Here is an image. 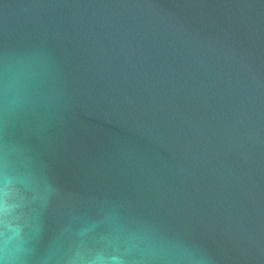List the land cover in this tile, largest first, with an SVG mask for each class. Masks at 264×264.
<instances>
[{
  "label": "water",
  "instance_id": "water-1",
  "mask_svg": "<svg viewBox=\"0 0 264 264\" xmlns=\"http://www.w3.org/2000/svg\"><path fill=\"white\" fill-rule=\"evenodd\" d=\"M5 185L25 264H264V0H0Z\"/></svg>",
  "mask_w": 264,
  "mask_h": 264
},
{
  "label": "clouds",
  "instance_id": "clouds-1",
  "mask_svg": "<svg viewBox=\"0 0 264 264\" xmlns=\"http://www.w3.org/2000/svg\"><path fill=\"white\" fill-rule=\"evenodd\" d=\"M9 195L6 185L0 188V196L4 198V203L0 207V211L7 213L8 205L6 203ZM22 250L17 245L13 247L11 244L5 243L0 246V264H25L21 254ZM80 264H215V260L211 256H191L183 260H175L163 253L162 250L150 249L140 259L134 261H126L120 256L94 257L91 260L82 261Z\"/></svg>",
  "mask_w": 264,
  "mask_h": 264
}]
</instances>
